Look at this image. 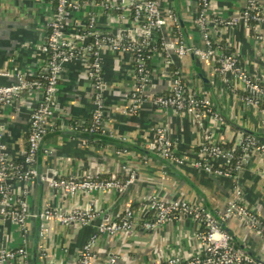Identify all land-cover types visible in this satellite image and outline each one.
I'll return each instance as SVG.
<instances>
[{
	"label": "built area",
	"instance_id": "built-area-1",
	"mask_svg": "<svg viewBox=\"0 0 264 264\" xmlns=\"http://www.w3.org/2000/svg\"><path fill=\"white\" fill-rule=\"evenodd\" d=\"M45 2L47 34L41 47L46 58L45 68L33 75L17 68L8 70L0 67V221L12 224L20 241L13 247L0 242V264H31L29 246L35 217L32 186L39 175L37 164L41 147L44 156L53 153L51 148L44 146V138L58 127L56 92L70 63L84 62L87 76L92 81L94 108L87 132L98 134L104 131L108 84L104 70L105 54H128L132 57L135 81L130 89L126 113H137L144 104L151 102L160 109L188 115L200 132L194 152L196 156L190 162L193 168L207 174L240 182L241 172L253 160L257 159L260 169L264 168V140L240 131L232 144L220 141L218 132L227 126L225 118L210 97L186 83L181 69L172 70L167 91L148 93L154 80V59L159 58L164 65L172 66L176 59L192 54L212 61L215 72L230 91L264 117V83L237 54L223 51L215 37L220 28L227 30L243 23L253 39L262 41L263 0H246L242 12L229 18H218L212 14L214 0H197L198 10L193 24L202 39L201 46L187 41L179 25L178 13L167 0ZM28 75L37 77L31 79ZM2 79H12V82H3ZM26 94L32 97L35 107L29 116L25 155L19 160L6 143L2 110L14 107ZM152 133L151 145L160 157L177 166L187 164L186 156L179 155L177 144L166 124L155 125ZM126 152V149L117 151L120 155ZM123 170L122 176L114 173L102 177L88 171L82 176L65 177L54 172L55 177L44 175L42 179L60 200L96 192L121 194L138 178L137 171L131 165L125 164ZM146 202L144 209L151 213L150 218L137 217L133 208L126 209L119 219L105 218L101 216L95 201L85 208L70 209L45 204L41 215V255H46L51 222L84 227L100 219L73 262L92 264L98 257L95 248L103 237L112 238L138 227L153 230L165 223L189 217L198 225L196 236L200 243L199 253L187 258L170 257L155 264H263L245 249L236 246L223 226V223L237 219L264 240V217L246 203L240 183H236L234 197L228 201L224 211L217 213V217L204 205L159 193L151 194ZM116 262L117 257L113 254L109 256V264Z\"/></svg>",
	"mask_w": 264,
	"mask_h": 264
},
{
	"label": "crops",
	"instance_id": "crops-1",
	"mask_svg": "<svg viewBox=\"0 0 264 264\" xmlns=\"http://www.w3.org/2000/svg\"><path fill=\"white\" fill-rule=\"evenodd\" d=\"M46 0H0V67L14 68L30 74H38L45 68L46 58L42 44L46 39ZM246 0H214L212 14L229 18L242 12ZM177 11L180 9L185 21L186 39L201 46L202 39L193 21L197 13V0H167ZM264 3V0H263ZM216 33V41L223 42L228 51L237 54L252 73L264 83V25L261 27L262 41H257L243 23ZM212 61H205L196 55L176 59L172 66H166L156 58L152 61L154 80L148 90L150 94L167 91L172 80V70L183 71L186 83L199 88L213 102L223 107L227 126L218 133V139L225 144L235 142L240 134L237 127H246L264 133V117L256 108H249L234 95L214 70ZM107 78V114L104 131L88 134L86 127L94 108L92 81L87 76L84 62L70 63L65 68L56 92V123L58 127L44 138V146L51 148V155L42 156L44 172L53 170L65 177L82 176L94 172L102 177L117 173L124 175L125 164L134 167L137 180L124 193L96 192L76 197L57 199L56 193L44 182L32 186V203L35 206L43 197L44 205L70 209L85 208L95 201L102 217L119 219L126 209L133 208L137 217L150 218L144 209L151 194L189 200L196 205L208 203L216 213L225 210L235 195L236 183L244 191L245 201L264 217V168L258 160L248 163L241 173V180L207 174L192 167L195 148L200 132L188 115L175 114L172 110L156 107L151 102L144 104L137 113H126L130 89L134 84L132 57L128 54H105L104 66ZM203 78L208 82H204ZM10 83L12 79H2ZM242 93V90H241ZM35 102L29 94L22 97L14 107L3 108V123L6 128V143L9 150L20 160L25 155L29 116ZM157 124H166L172 139L176 142L179 155L186 156L184 166L167 165L152 148V131ZM126 149L124 155L118 150ZM100 220V219H99ZM98 219L89 226L51 222L47 254L40 264H65L69 258H77L84 244L94 233ZM34 224V223H33ZM32 228V226H31ZM225 230L232 242L264 260V240L253 230L231 219ZM198 225L189 217L165 223L156 229L138 227L133 231L115 237H103L95 251L97 259L92 264H109V256L117 257L115 264H155L167 258H187L200 251L197 239ZM13 247L18 244L16 228L9 222L0 221V242Z\"/></svg>",
	"mask_w": 264,
	"mask_h": 264
},
{
	"label": "water",
	"instance_id": "water-1",
	"mask_svg": "<svg viewBox=\"0 0 264 264\" xmlns=\"http://www.w3.org/2000/svg\"><path fill=\"white\" fill-rule=\"evenodd\" d=\"M177 13H178V16H179L180 28H181L182 32L185 34V36H187L185 21L183 19V16L181 15V11H180L179 8H177ZM255 75L258 77L257 74H255ZM203 81L204 82H208V80L205 79V78H203ZM214 104H215L216 108L220 111L221 115L228 122L231 123V121H229V119L224 114L223 107L221 106V104L218 103V101H215ZM237 128H239L240 131H243V132L247 133L248 135H252L254 137H257V138H260V139L264 140V133L248 129L246 127H237ZM42 156H43V154H42V147H41V149L39 151V158H38V164H37V169H38V174L39 175L36 178V183H38L40 185V187L44 188V186H45L44 184L45 183H44V181L42 179V176L47 175L48 177H55V175H54V171L53 170H49L47 173L43 171L42 166H41ZM162 159H163L164 162H166L167 165H169V166H171V168H173V165H174L173 163H171L170 161L166 160L165 158H162ZM129 187L130 186H128L127 190L129 189ZM205 207H207L209 209V211H210V213L212 215H214L215 217L218 216L217 213L212 208L209 207L208 203H206ZM32 208H33L32 210H33V213H34L35 217H34V222H33L34 224L32 225V228H31V235H30L31 236V243H30V246H29L30 252H31V264H40L41 262L39 260V257L42 260L41 250H40V245H41V242H42V239H41V215H42L43 209H44V201H43L42 195H40V198L37 201L36 205L35 206L33 205ZM105 218H108V217H105ZM226 224L227 223H223V226L226 225ZM247 252L249 254H251L256 260H261L263 262V264H264V260L263 259L253 255L249 251H247ZM75 259L76 258H74V259L73 258H69L65 264H73Z\"/></svg>",
	"mask_w": 264,
	"mask_h": 264
},
{
	"label": "trees",
	"instance_id": "trees-1",
	"mask_svg": "<svg viewBox=\"0 0 264 264\" xmlns=\"http://www.w3.org/2000/svg\"><path fill=\"white\" fill-rule=\"evenodd\" d=\"M219 43H221V42H219ZM221 46H222V49H223V51H225L226 53H229V51H228V47H226V44H224L223 42L220 44ZM28 77L29 78H31V79H33V78H36L37 76H34V77H30V75H28ZM88 134H91V133H88ZM95 136L97 135V134H94ZM239 150V149H238ZM250 163H252V162H250ZM46 254H47V251H46ZM42 256V255H41ZM39 260H40V257H39Z\"/></svg>",
	"mask_w": 264,
	"mask_h": 264
}]
</instances>
